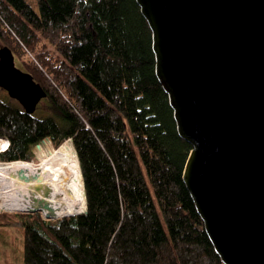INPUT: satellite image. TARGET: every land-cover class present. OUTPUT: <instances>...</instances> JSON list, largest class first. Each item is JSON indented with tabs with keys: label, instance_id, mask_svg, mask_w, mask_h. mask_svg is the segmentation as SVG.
<instances>
[{
	"label": "trees",
	"instance_id": "1",
	"mask_svg": "<svg viewBox=\"0 0 264 264\" xmlns=\"http://www.w3.org/2000/svg\"><path fill=\"white\" fill-rule=\"evenodd\" d=\"M39 6L0 0V43L47 93L30 115L0 88V163H33L41 143L68 155L72 141L88 213L0 212V233L23 223L24 264H225L184 182L193 146L137 0Z\"/></svg>",
	"mask_w": 264,
	"mask_h": 264
},
{
	"label": "water",
	"instance_id": "2",
	"mask_svg": "<svg viewBox=\"0 0 264 264\" xmlns=\"http://www.w3.org/2000/svg\"><path fill=\"white\" fill-rule=\"evenodd\" d=\"M137 2L180 136L193 146L184 182L206 230L225 264H264V0ZM0 88L30 115L47 98L6 46Z\"/></svg>",
	"mask_w": 264,
	"mask_h": 264
},
{
	"label": "bare ground",
	"instance_id": "3",
	"mask_svg": "<svg viewBox=\"0 0 264 264\" xmlns=\"http://www.w3.org/2000/svg\"><path fill=\"white\" fill-rule=\"evenodd\" d=\"M42 144L45 143L38 145L39 165L26 162L4 167L0 165L2 209H42L47 216L54 218L86 212L88 204L85 184L75 147L73 144L69 145L68 160L61 150L48 153ZM64 147L66 148V143Z\"/></svg>",
	"mask_w": 264,
	"mask_h": 264
},
{
	"label": "rangeland",
	"instance_id": "4",
	"mask_svg": "<svg viewBox=\"0 0 264 264\" xmlns=\"http://www.w3.org/2000/svg\"><path fill=\"white\" fill-rule=\"evenodd\" d=\"M32 8L37 12L40 13V6H39V0H26ZM2 44L0 43V47ZM17 66L23 70V67L19 61H17ZM6 94H8L6 92ZM53 141L51 138H47ZM46 140V139H45ZM8 142V148H9V141ZM43 142V141H42ZM73 144L72 141L66 142V148L68 151V155H65L66 159H70L69 155V145ZM63 146V145H62ZM74 146V144H73ZM42 147L45 149L48 153H56L51 152L48 147H46V144H42ZM7 148V149H8ZM38 146L34 149V154L36 156V160L33 163H36L35 165H39L40 161L37 157L38 153ZM5 152V151H4ZM13 164V163H11ZM1 166H8L10 164H2ZM3 201L0 198V212H10V213H18V212H24V211H11V210H4L2 209ZM43 214V213H42ZM44 215V214H43ZM44 218L46 219L45 215ZM65 218V217H63ZM62 219V218H59ZM57 219V220H59ZM25 226L22 222L15 223L13 225L9 226H2L1 227V233H0V264H24V239H25Z\"/></svg>",
	"mask_w": 264,
	"mask_h": 264
}]
</instances>
